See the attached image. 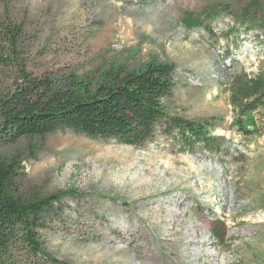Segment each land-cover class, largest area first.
I'll use <instances>...</instances> for the list:
<instances>
[{"label":"rangeland","instance_id":"374dc122","mask_svg":"<svg viewBox=\"0 0 264 264\" xmlns=\"http://www.w3.org/2000/svg\"><path fill=\"white\" fill-rule=\"evenodd\" d=\"M246 2L0 0V15L22 27L18 52L29 74L61 88L73 80L97 82L111 67L170 62L177 69L168 111L209 121L213 134L223 137L219 152L182 151L163 135L141 147L61 129L2 149L1 157L16 161L23 197H62L58 217L43 234L53 256L71 264H128L127 253L142 264L134 254L141 247L135 242L139 228L105 219L129 213L134 221L141 202L163 200L165 235L181 227L174 250H162V237L149 221H136L150 231L162 261L180 264L179 250H194L207 238L211 264H264V109L240 115L230 101L235 76L264 72L263 31H246L238 22ZM208 6L222 13L207 19L206 28L188 29L182 22L185 11L196 16ZM18 75L16 65L0 69V98L16 88ZM197 224L186 241V226ZM221 227L218 240L213 233ZM112 243L134 249L104 252Z\"/></svg>","mask_w":264,"mask_h":264},{"label":"trees","instance_id":"16d2710c","mask_svg":"<svg viewBox=\"0 0 264 264\" xmlns=\"http://www.w3.org/2000/svg\"><path fill=\"white\" fill-rule=\"evenodd\" d=\"M221 13L214 6L196 16L185 11L182 22L188 29L206 28L207 19ZM237 17L246 31L260 29L264 34V1L247 0ZM22 32L20 25L0 15V69L19 67L16 88L0 98V152L19 139L42 137L61 129L132 146H146L163 135L182 151L197 147L210 152L221 150L223 137L213 134L216 127L209 121L191 120L168 111L167 101L175 88V64L152 60L137 70L111 67L97 82L73 80L58 88L23 67L18 52ZM230 92L231 104L240 115L264 109V72L235 76ZM15 167L16 161L0 156V264H71L53 256L43 240L44 231L58 217L61 195L23 197ZM129 215L117 214L105 220L110 225L129 223ZM220 230L222 227L213 233L218 240L223 237ZM139 231L144 237L141 227Z\"/></svg>","mask_w":264,"mask_h":264},{"label":"bare ground","instance_id":"6f19581e","mask_svg":"<svg viewBox=\"0 0 264 264\" xmlns=\"http://www.w3.org/2000/svg\"><path fill=\"white\" fill-rule=\"evenodd\" d=\"M165 191H163L162 193H164ZM163 204H166L165 202H163V200L162 201L157 200V201H153V202H149V203L141 202L140 203L141 213H140V215L135 216L134 221L130 220L129 223L121 221L122 228H131L134 230L135 227H138L139 229L141 227L142 230L144 231V237L140 236V235L136 237L135 242L140 243L141 247L140 248L138 247L137 252H136V250L134 251L135 256L136 257L138 256L137 258L139 259V261L142 262V264H168V263L163 262L161 260L162 252L160 250H158V248L155 246V244L150 241V235H149L150 231H148L146 229V227L144 228V226L137 223L136 222L137 219L138 220L139 219H143V220L146 219L147 221L150 222L151 226H154L156 228L157 232L162 237V241H163L161 243L162 244V250L172 251L176 247V245H175V242L177 241L176 234L181 232V227L180 228L174 227L172 229V232L169 235H165L164 229L168 225V223H167L168 217H167L166 211L161 210L159 208V206L163 205ZM130 212H132V211H130ZM129 218L131 219V215H129ZM198 226H199L198 224H197V226L195 225L196 228H194L192 225L186 226V233L184 236L186 241H189V239L198 232V229H199ZM104 237H105V235L102 237V240L104 239ZM201 240H202L201 244L195 245V247H194L195 251L194 250H187V249H185V247H183L181 250H179L178 253H176V256L178 255L182 259V262L180 264H188V262H190V258H192L191 256H193L195 258V261L192 264H198V261L201 259H202V261L204 259L203 263H201V264H211V261L215 259V256H213L210 253L211 249L208 246L210 241L207 238H202ZM111 241H112L111 239H106V242H108V243H110ZM129 246H130L129 244L126 245L127 248ZM109 247H112V249L115 251H119V250L125 251L126 250V247L124 245L112 243V244H109L108 247L104 249V252L107 249H109ZM200 247H203L202 251L200 250ZM133 249L134 248H132V250ZM158 251H159V253H157ZM152 258H154L155 261H152ZM123 259L128 264H137V262L134 260V258L130 254L125 253L123 255Z\"/></svg>","mask_w":264,"mask_h":264}]
</instances>
